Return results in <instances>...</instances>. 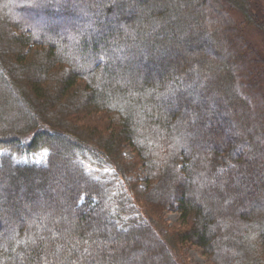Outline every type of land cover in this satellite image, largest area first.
Returning <instances> with one entry per match:
<instances>
[{
    "label": "trees",
    "instance_id": "trees-1",
    "mask_svg": "<svg viewBox=\"0 0 264 264\" xmlns=\"http://www.w3.org/2000/svg\"><path fill=\"white\" fill-rule=\"evenodd\" d=\"M232 12L264 31V0H0V84L24 109L0 100V264L20 262L48 225L13 214L55 199L48 190L62 178L58 198L78 218L65 212L71 245L55 264H188L186 244L214 264H264V191L246 192L259 186L252 176L264 182V53ZM207 44V58H182ZM191 83L224 101L237 150L198 109L200 128L181 123L186 105L174 98ZM200 147L222 159L210 175ZM68 148L78 159L65 178L53 162ZM232 177L249 186L217 190Z\"/></svg>",
    "mask_w": 264,
    "mask_h": 264
},
{
    "label": "rangeland",
    "instance_id": "rangeland-1",
    "mask_svg": "<svg viewBox=\"0 0 264 264\" xmlns=\"http://www.w3.org/2000/svg\"><path fill=\"white\" fill-rule=\"evenodd\" d=\"M221 2V1H220ZM214 5V4H213ZM212 5V6H213ZM214 7V6H213ZM215 9V7H214ZM254 9H251V11H253ZM256 13V11L254 10L253 13ZM233 15H235L240 21L242 22L244 21V24L246 26L244 35H245V41L249 40L251 43H249V46H254L257 47L258 50L262 51L264 53V31L252 24V22L250 20H248L247 18L245 19L241 14L239 13H235L232 12ZM254 13V14H255ZM244 18V19H243ZM28 20H32V17L27 15V21ZM248 20V21H247ZM58 22H54L53 24L47 25L49 27V29L51 31H57V27L59 26H64L62 23ZM39 26V25H37ZM57 26V27H55ZM58 32V31H57ZM224 49H227L225 46H223ZM211 47L209 44H207V46L205 47V49L203 50L204 53L199 57V55H184L182 58H184L185 60H187L188 62H190L191 60H197V59H205L207 58L208 54H210L211 52ZM222 50L220 48L219 52L217 53V55L223 56L225 54V50ZM227 52H229V49L226 50ZM213 52V51H212ZM232 63H237V59L232 58ZM191 65L192 62L190 63ZM235 65V64H234ZM241 68V67H239ZM1 77V76H0ZM1 81V79H0ZM195 81V80H194ZM202 84H186L184 86H182L183 89V94L184 97L180 100V99H176V97L174 98V102L178 101V102H184V104L186 105L185 109H181L180 112V117H182L181 119V123L184 124L185 120L186 123H195V128L198 129V127L200 128V124L204 123L205 127H209L211 129H213V131L215 132V134L217 135H221L222 137H224V139H226L228 147L234 151L235 149L237 150L238 146L235 145V141L234 138L237 137V132L236 129L233 128V123L231 121V114L227 108V106L225 105L224 101L221 99H211L209 100L208 97H205V93L200 89L199 86H201ZM173 86V89H178V86ZM1 90H0V100H2V102H11L14 103V105H12V109L16 112V110L21 113H24V109L23 106L21 104H18L15 100V96H14V92L12 91V89L9 87H5V85L0 84ZM171 90V88L169 89ZM172 91V90H171ZM111 95V96H110ZM110 95L107 94V96L109 97V100L115 101L120 99V96H117V93H111ZM114 98V99H113ZM107 99V98H106ZM189 108H195L198 109L199 111L202 112L201 114V120H197L196 122V117L199 118V116H194L195 118H191L190 115V109ZM19 115H22L19 113ZM102 117V116H101ZM9 120V118H8ZM199 121V122H198ZM191 125V124H189ZM204 132V131H203ZM205 133H203L204 135ZM205 138V139H204ZM211 138V137H210ZM208 138H206V136L204 135V137L202 136V142H205ZM210 140V139H209ZM61 143V142H60ZM54 144L56 145V149H58V146H61V144L57 146V144L54 142ZM204 144V143H203ZM202 148V149H201ZM210 149V148H209ZM241 148H239L240 150ZM68 151H66L67 153H65L64 155V161H57L55 160L54 166L57 165V169L60 170L63 174V176L65 178H68L69 176L71 177L72 175L76 174L75 170H71V168L69 167V163L74 162V160H77L78 157H76V155L74 156V153L71 152L70 153V149H67ZM201 152L198 150V155H196L197 161H201L202 159H205V163L203 164V167L205 169L206 172H209L208 174H212L214 173L216 170H218L219 164L220 162H222V159L218 158L211 160L210 157H208V151L206 149H204L203 147H200ZM241 152H244L243 149H241ZM124 153H126L128 156L132 157L133 156V152L131 151V149L128 146L124 147ZM72 155V157H70ZM67 156V159L65 158ZM195 158V157H194ZM251 160V159H250ZM254 160H252L253 162ZM253 168H258L256 162L251 165ZM260 166V165H259ZM251 167V169L253 170V168ZM72 173V174H71ZM214 178L216 179L217 176L215 175ZM244 178L240 179L239 184L235 183V178L232 177L231 178V182H224V184L218 180L217 181V190L219 191H228V189H233V187L235 185H238L239 187H243V185L249 186V184H247L244 180ZM253 182L254 183H259L258 187H250L246 189V192L248 193L249 197L250 194L252 193V196H254L255 199V193L257 192L256 195H260L263 193L264 191V182H261L258 178H255V176L253 177ZM172 181V180H171ZM64 185H66V180L65 179H59V182L57 184H54L53 188L48 190V192L52 193L56 198L55 199H47L44 198V200H40V202L38 204H29L28 206L27 204L24 205L25 211L23 214L22 212H16L15 214H13L14 218L16 219L15 221L18 222L20 220L22 221H26V223H30L34 221V218L38 217V222L34 225H42V223H46L48 224L47 227L45 226V228H43L41 232H39V234L37 235V240L35 243L33 244H29L28 247L31 249L33 246H36L34 248V250L31 252V250L29 248H25L23 247V252L26 253V255H24V257L21 259L20 258V262L18 261H14L11 262L9 261L8 263H13V264H55L56 261L59 260V258L62 256V252L61 251H66L67 250V246L71 245V241H70V237H71V233L69 231L70 228V223L69 221H66V219L64 218V214L65 212H68L69 214H71L73 217L78 218V214L73 213V211L68 208V202L65 199L60 200V198H58V196L60 194H62V192L64 191ZM2 188V187H1ZM0 188V191H1ZM6 191V190H3ZM1 194V192H0ZM20 201L23 202L22 197L19 196ZM1 200H3V197L0 195V203ZM264 205V198L261 200L260 205ZM23 208V209H24ZM91 207H89L88 205L84 207V212L85 213H90L92 214ZM69 211H68V210ZM261 210H258L257 212H254L256 215L261 214L260 213ZM34 212V214H33ZM259 213V214H258ZM33 214V215H32ZM167 219H169L170 222H176L179 219V212H177L176 210L173 209H168L165 212ZM37 227V226H36ZM9 228H11V226H9ZM102 228V227H101ZM105 230L110 229L109 226H105L104 227ZM1 232H5L6 229H2L0 228ZM4 230V231H3ZM98 230V228H97ZM107 230V231H108ZM106 231V232H107ZM101 232L102 230L99 231V234L97 236V238L99 239L101 236ZM102 238V236H101ZM100 238V239H101ZM10 239V237L8 238ZM99 239V240H100ZM13 240V239H12ZM101 241V240H100ZM38 245H40L38 247ZM31 246V247H30ZM183 252L185 255V258L187 260L188 264H214L211 260V258L201 249V247H199L198 245L195 244H186L183 247ZM28 257V258H27Z\"/></svg>",
    "mask_w": 264,
    "mask_h": 264
}]
</instances>
